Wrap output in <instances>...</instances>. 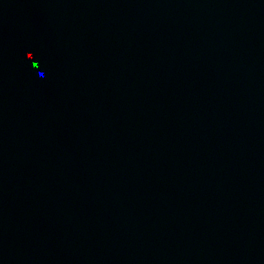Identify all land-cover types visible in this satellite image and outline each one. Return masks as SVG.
Instances as JSON below:
<instances>
[{"label":"water","instance_id":"95a60500","mask_svg":"<svg viewBox=\"0 0 264 264\" xmlns=\"http://www.w3.org/2000/svg\"><path fill=\"white\" fill-rule=\"evenodd\" d=\"M0 264H264V0H0Z\"/></svg>","mask_w":264,"mask_h":264}]
</instances>
